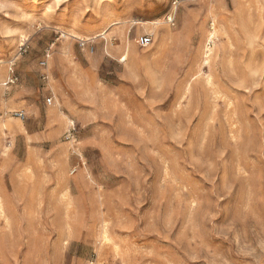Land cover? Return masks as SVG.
I'll list each match as a JSON object with an SVG mask.
<instances>
[{
  "label": "rangeland",
  "instance_id": "obj_1",
  "mask_svg": "<svg viewBox=\"0 0 264 264\" xmlns=\"http://www.w3.org/2000/svg\"><path fill=\"white\" fill-rule=\"evenodd\" d=\"M0 264H264V0H0Z\"/></svg>",
  "mask_w": 264,
  "mask_h": 264
},
{
  "label": "built area",
  "instance_id": "obj_2",
  "mask_svg": "<svg viewBox=\"0 0 264 264\" xmlns=\"http://www.w3.org/2000/svg\"><path fill=\"white\" fill-rule=\"evenodd\" d=\"M150 43V39L149 38H142L140 39V45L141 46H146ZM47 103L50 105L51 104V100H48ZM14 116L18 119L23 121L24 120V114L22 112H18L15 113Z\"/></svg>",
  "mask_w": 264,
  "mask_h": 264
},
{
  "label": "bare ground",
  "instance_id": "obj_3",
  "mask_svg": "<svg viewBox=\"0 0 264 264\" xmlns=\"http://www.w3.org/2000/svg\"><path fill=\"white\" fill-rule=\"evenodd\" d=\"M207 38H208V41L211 42V40L214 38V33H209ZM207 51H206V53H207ZM205 59H206V57H205ZM54 112H55L56 118L61 120V123L63 122L65 124L64 120H66L67 117L62 114L61 110L58 109V110H55Z\"/></svg>",
  "mask_w": 264,
  "mask_h": 264
}]
</instances>
